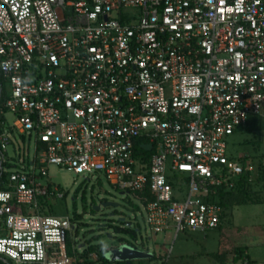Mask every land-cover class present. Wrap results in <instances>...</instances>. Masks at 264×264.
<instances>
[{"label":"built area","instance_id":"built-area-1","mask_svg":"<svg viewBox=\"0 0 264 264\" xmlns=\"http://www.w3.org/2000/svg\"><path fill=\"white\" fill-rule=\"evenodd\" d=\"M0 115V259L80 264L71 218L39 211L64 197L49 166L146 201L154 236L216 230L205 199L250 161L227 138L264 123V0H0Z\"/></svg>","mask_w":264,"mask_h":264},{"label":"rangeland","instance_id":"rangeland-1","mask_svg":"<svg viewBox=\"0 0 264 264\" xmlns=\"http://www.w3.org/2000/svg\"><path fill=\"white\" fill-rule=\"evenodd\" d=\"M5 122L12 127L15 118L10 112L4 113ZM264 131H254L252 134H234L227 138V152L229 156L237 157L252 152L251 146H246L245 140L260 142L259 153L264 154ZM17 141V139H16ZM30 152L34 147V139L31 137ZM7 154H14L12 147H7ZM47 182L51 188L57 189L64 197L46 202L45 213L57 218H73L76 213L81 218L69 238L72 249L84 245L85 241L97 238L96 245L110 246L109 235L113 241L129 238L117 235L108 226L113 224L120 227L121 218L132 225L137 232V239L143 245L139 249L150 251L156 257V261L148 264H215V257L223 252L228 253L229 262L234 258V250L243 249L246 256L254 264H264V206L250 205L234 210L230 218L225 219L222 231L208 230L205 232L186 231L175 237L174 231L154 236L147 227V217L143 205L131 194H123L110 186L106 178L101 174L75 175L65 169L60 170L55 166H49L47 170ZM102 203L118 205L117 208L106 207L97 211ZM129 203L139 209L137 213L132 211ZM93 211V212H92ZM117 212L119 215H115ZM78 229V237H76ZM144 246V247H142ZM149 260L141 261L147 264Z\"/></svg>","mask_w":264,"mask_h":264},{"label":"trees","instance_id":"trees-1","mask_svg":"<svg viewBox=\"0 0 264 264\" xmlns=\"http://www.w3.org/2000/svg\"><path fill=\"white\" fill-rule=\"evenodd\" d=\"M3 87L5 88V84H2ZM3 121L2 116L0 115V122ZM264 131V123H262L258 118L256 117H251L249 119V123L246 127L244 128H240L234 131V134H252V132L254 131ZM233 134V135H234ZM21 139L25 142L26 139L24 137H21ZM263 142H264V136L262 138ZM144 142H141L137 147H136V156L138 158L144 157L146 161H149L152 153H145L142 148L141 145L144 144ZM246 144V146H251L252 148V152H249L245 155L250 157V161L247 162L246 160H242V162L244 163V174L241 175L235 182H234V186L231 189H220L218 190V193L216 195H211L208 198L205 199L206 202L208 203H213L217 206H219L222 209V215L220 218V223L219 226L216 230H219L220 232L222 231V224L225 221V219L230 218L232 213L234 212L235 209L239 208V207H243V206H256V205H263L264 206V174L261 172V170L256 168L257 165L260 162L261 157L264 154L259 153V147H260V142H254V140H245L244 142ZM241 161V160H240ZM249 167H254L256 168L255 170V176H254V180L250 181V177L252 176V173H250L248 171ZM4 168L6 169H10L11 165L10 164H5ZM2 180L5 181L7 178V174H3L2 176ZM186 181H185V185H186ZM50 186V184H49ZM174 186V185H173ZM175 187V186H174ZM50 190H52L51 186L49 187ZM140 196V195H139ZM145 196L147 197V202H151L154 200L153 196H151L149 193H146ZM46 202L47 200L45 199H39V211L40 214L46 215V216H52L50 214L51 210L49 213H45V206H46ZM130 207L132 208V211L134 213H137L139 211L138 208L133 207L130 203H129ZM141 205L146 206L147 203L146 201H141ZM93 212V211H92ZM115 215L117 216H122L121 214L119 215L117 212H115ZM80 216L77 215L76 213L74 214L72 220V224H74L75 226H79L78 222L80 220ZM129 222H123L121 223L120 227L118 226H114L113 224L107 225L108 226V230H113V232L117 235H121L124 237H127L130 239V241L128 240H124V239H118L119 242L121 243H125L126 245L130 246V247H135L134 246V241L137 240V232L136 230L132 229V225L129 226L128 225ZM76 237H78V229H76ZM98 240L97 238H93L90 241H85L84 240V250L82 251L81 254L77 253V250H72V245L71 244H76L75 242H71L69 235L67 236L66 239V256L67 258H75L77 259L78 263L80 264H142V262H131V263H112L109 260L106 259L105 254H106V250L107 247L106 245H96L94 244V242ZM76 247V246H74ZM77 254V255H75ZM228 253L220 252V254L218 256L215 257V264H238L240 261L242 260H249L250 259L246 256V254L244 253L243 249H239L237 248L236 250H234L233 254H234V258L232 259V261H228ZM91 255H95L97 256V261H93L91 260ZM156 261V257L154 256L152 258V260H149L147 262L148 263H152ZM251 264H253L250 261ZM0 264H13L12 262L5 260V259H0Z\"/></svg>","mask_w":264,"mask_h":264},{"label":"water","instance_id":"water-1","mask_svg":"<svg viewBox=\"0 0 264 264\" xmlns=\"http://www.w3.org/2000/svg\"><path fill=\"white\" fill-rule=\"evenodd\" d=\"M151 145H148L145 147L146 151H151ZM123 195V194H121ZM106 207H114L117 208L118 205L114 204H107L102 203L99 207H97V211H100L102 208ZM119 222H125V219L121 218ZM110 246H106V254L105 257L107 260H109L112 263H131V262H137V261H144V260H151L154 256L150 253V251H145L142 249H139L138 247L141 246V242L139 240H136L132 243H134L135 247H130L126 245L125 243H121L118 240L113 241L112 236H108Z\"/></svg>","mask_w":264,"mask_h":264},{"label":"crops","instance_id":"crops-1","mask_svg":"<svg viewBox=\"0 0 264 264\" xmlns=\"http://www.w3.org/2000/svg\"><path fill=\"white\" fill-rule=\"evenodd\" d=\"M129 225V224H128ZM129 226H131V224L129 225ZM138 240V239H137ZM141 242V241H140ZM141 245H143L142 244V242H141ZM142 247H144V246H142ZM78 248V250L76 249V247H74L72 250L74 251V250H77V253L78 254H81L82 253V251L84 250V245L82 246V245H80V246H78L77 247ZM142 250H144V249H142ZM145 251H148V250H145ZM75 252V251H74ZM75 255H77V254H75ZM94 258L96 259V260H94ZM91 260H93V261H97V256H95V255H91ZM152 260V259H151ZM144 261H146V260H144ZM232 261V260H231ZM139 262H141V261H139ZM253 263V262H252ZM254 264V263H253Z\"/></svg>","mask_w":264,"mask_h":264}]
</instances>
